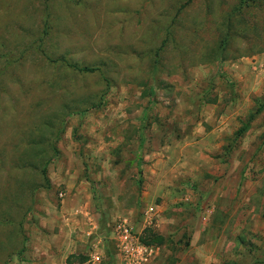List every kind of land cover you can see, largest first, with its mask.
Returning a JSON list of instances; mask_svg holds the SVG:
<instances>
[{
  "label": "rangeland",
  "instance_id": "1",
  "mask_svg": "<svg viewBox=\"0 0 264 264\" xmlns=\"http://www.w3.org/2000/svg\"><path fill=\"white\" fill-rule=\"evenodd\" d=\"M249 5L0 0V264H119L124 220L165 238L150 264H264V0Z\"/></svg>",
  "mask_w": 264,
  "mask_h": 264
},
{
  "label": "built area",
  "instance_id": "2",
  "mask_svg": "<svg viewBox=\"0 0 264 264\" xmlns=\"http://www.w3.org/2000/svg\"><path fill=\"white\" fill-rule=\"evenodd\" d=\"M148 213L153 212V207H149ZM116 249L120 256V264H150L157 255L158 248L152 245L141 243L131 232L126 220L116 227ZM91 264L100 263L101 259L98 254L89 255Z\"/></svg>",
  "mask_w": 264,
  "mask_h": 264
},
{
  "label": "trees",
  "instance_id": "3",
  "mask_svg": "<svg viewBox=\"0 0 264 264\" xmlns=\"http://www.w3.org/2000/svg\"><path fill=\"white\" fill-rule=\"evenodd\" d=\"M249 2H251V0H239L240 8L236 11V13H232V14L230 13L227 18H231L232 15L237 14L240 11V9L242 10V9H246L247 7H249L250 6ZM227 38H228V35H226L225 39L221 40L219 50L225 47ZM86 70L92 71V69H86ZM259 111H260L259 109L256 110V112H259ZM252 117H253L252 114H250L247 121L244 123V125L239 130L240 134L245 132V130L249 126L250 121L253 119ZM139 241L145 245L162 246L165 244L166 240L162 235L158 234L153 229L146 228L143 230L142 234L139 236ZM86 260H87L86 257H80L77 260V262L84 263L86 262Z\"/></svg>",
  "mask_w": 264,
  "mask_h": 264
},
{
  "label": "crops",
  "instance_id": "4",
  "mask_svg": "<svg viewBox=\"0 0 264 264\" xmlns=\"http://www.w3.org/2000/svg\"><path fill=\"white\" fill-rule=\"evenodd\" d=\"M153 211H154V209H153ZM148 214H151V213H148ZM134 237L135 238H137L138 240H139V237L138 236H135L134 235ZM152 246H154V245H152ZM155 247H157V246H155ZM115 250H116V255H117V257H118V262H119V264L121 263V259H120V256L118 255V252H117V249H116V247H115ZM95 254H98L99 255V257H100V259L102 260V253H100V252H94ZM88 262V260H86V262H84V263H78L77 262V264H89V263H87ZM95 264H98V263H95Z\"/></svg>",
  "mask_w": 264,
  "mask_h": 264
}]
</instances>
